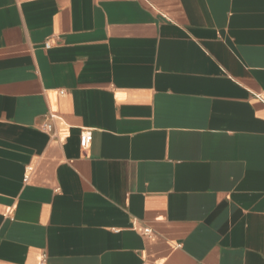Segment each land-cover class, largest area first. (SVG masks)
<instances>
[{"label":"crops","instance_id":"obj_1","mask_svg":"<svg viewBox=\"0 0 264 264\" xmlns=\"http://www.w3.org/2000/svg\"><path fill=\"white\" fill-rule=\"evenodd\" d=\"M42 258L264 264V0H0V264Z\"/></svg>","mask_w":264,"mask_h":264},{"label":"built area","instance_id":"obj_2","mask_svg":"<svg viewBox=\"0 0 264 264\" xmlns=\"http://www.w3.org/2000/svg\"><path fill=\"white\" fill-rule=\"evenodd\" d=\"M44 46L45 47H48L49 46V42L46 41L44 43ZM54 118V116H49V119H52ZM41 127L46 130L47 132L49 133H53L54 130H53V125L52 123L50 122V120H46L45 122H43V124L41 125ZM91 139H92V130L90 128H83L81 131H80V134H79V144L82 148H86L88 147V145L90 144L91 142ZM27 179V174H25V177H24V180ZM141 232L143 234H146V235H150L152 233V229L149 228V227H143L141 229ZM39 264H51L49 263L45 258H42L41 262Z\"/></svg>","mask_w":264,"mask_h":264}]
</instances>
